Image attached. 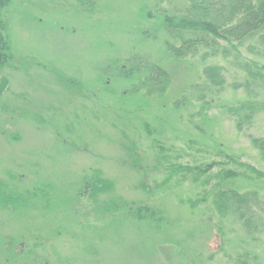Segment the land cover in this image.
Wrapping results in <instances>:
<instances>
[{
    "label": "rangeland",
    "instance_id": "rangeland-1",
    "mask_svg": "<svg viewBox=\"0 0 264 264\" xmlns=\"http://www.w3.org/2000/svg\"><path fill=\"white\" fill-rule=\"evenodd\" d=\"M187 4L11 0L4 9L13 59L0 71V264H264V177L242 165L264 173L251 143L264 139V113L237 129L227 111L246 90L264 99V80L247 89L233 64L238 54L263 65L264 48L170 56L147 13ZM133 55L169 72L163 95L133 93L139 79L119 76ZM215 64L224 86L202 91L203 68ZM212 162L221 164L203 175L175 169ZM221 168L238 173L224 187L256 193L250 230L213 205ZM96 172L111 189L93 196Z\"/></svg>",
    "mask_w": 264,
    "mask_h": 264
},
{
    "label": "trees",
    "instance_id": "trees-1",
    "mask_svg": "<svg viewBox=\"0 0 264 264\" xmlns=\"http://www.w3.org/2000/svg\"><path fill=\"white\" fill-rule=\"evenodd\" d=\"M10 1L0 0V71L13 59L12 47L7 36L8 24L3 19L4 9ZM147 17L159 22L166 35L163 47L176 59H185L201 48L204 49L203 60L210 56L231 57L232 51L238 52L239 47L246 45L250 54L259 55V48H264V0H188V4L180 12H169L155 7V12L148 11ZM146 35L151 37L154 34L147 32ZM238 56L233 54V64L245 72L248 78L245 81L247 89L255 86L257 82H262L264 64L259 66L255 61H243ZM116 68L122 78L139 79V84L132 89L133 93L143 88L146 96L163 95L170 85L169 72L141 56L127 57L124 64ZM202 73L206 81L202 91L213 92L210 90L223 88L225 79L222 67L216 64L206 65ZM6 84V80L0 78V95ZM246 91L249 94L246 98L236 101L227 109L233 116L237 129L249 123L256 114L264 113V99L252 94L249 90ZM203 97L199 96V98ZM251 143L264 157V139L254 138ZM220 164V162H212L195 167L179 165L175 169L184 173L203 175ZM242 165L256 176L264 177V173L251 165ZM98 175L99 172H96L92 187L93 196L111 189V184ZM237 176V171L225 168L213 174V177L218 179L212 191L213 205L223 216L230 212L236 214L243 225L247 226L246 229L250 230L252 221L247 216L252 210V199L256 197V193L254 191L239 192L236 188L224 187L226 180ZM218 231L225 242L224 233L219 226Z\"/></svg>",
    "mask_w": 264,
    "mask_h": 264
}]
</instances>
